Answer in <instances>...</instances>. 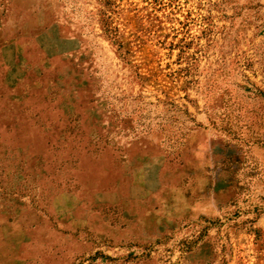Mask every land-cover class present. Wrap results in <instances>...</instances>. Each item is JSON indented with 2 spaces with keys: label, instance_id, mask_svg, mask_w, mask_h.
<instances>
[{
  "label": "rangeland",
  "instance_id": "obj_1",
  "mask_svg": "<svg viewBox=\"0 0 264 264\" xmlns=\"http://www.w3.org/2000/svg\"><path fill=\"white\" fill-rule=\"evenodd\" d=\"M0 264H264V0H0Z\"/></svg>",
  "mask_w": 264,
  "mask_h": 264
}]
</instances>
